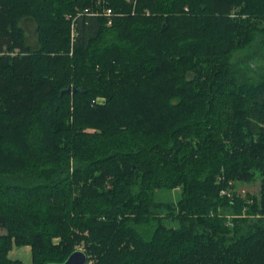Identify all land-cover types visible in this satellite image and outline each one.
I'll return each mask as SVG.
<instances>
[{
	"label": "trees",
	"instance_id": "16d2710c",
	"mask_svg": "<svg viewBox=\"0 0 264 264\" xmlns=\"http://www.w3.org/2000/svg\"><path fill=\"white\" fill-rule=\"evenodd\" d=\"M15 245L264 264V0H0V264Z\"/></svg>",
	"mask_w": 264,
	"mask_h": 264
},
{
	"label": "rangeland",
	"instance_id": "374dc122",
	"mask_svg": "<svg viewBox=\"0 0 264 264\" xmlns=\"http://www.w3.org/2000/svg\"><path fill=\"white\" fill-rule=\"evenodd\" d=\"M244 56V53L242 51L238 52L235 56V60H238L240 57L242 58ZM232 187L230 188V191H235L237 194H239L244 199L249 198V195H259L261 191V184H262V176L257 174L256 179L252 182H245V181H232L231 182ZM175 192H172V195ZM168 196V194H164L163 196Z\"/></svg>",
	"mask_w": 264,
	"mask_h": 264
},
{
	"label": "crops",
	"instance_id": "0c3cea01",
	"mask_svg": "<svg viewBox=\"0 0 264 264\" xmlns=\"http://www.w3.org/2000/svg\"><path fill=\"white\" fill-rule=\"evenodd\" d=\"M12 260H20L22 264H33L32 248L30 245L13 246L9 252Z\"/></svg>",
	"mask_w": 264,
	"mask_h": 264
},
{
	"label": "water",
	"instance_id": "95a60500",
	"mask_svg": "<svg viewBox=\"0 0 264 264\" xmlns=\"http://www.w3.org/2000/svg\"><path fill=\"white\" fill-rule=\"evenodd\" d=\"M88 255L85 251L79 249L70 254L64 262H50L48 264H87Z\"/></svg>",
	"mask_w": 264,
	"mask_h": 264
},
{
	"label": "built area",
	"instance_id": "2783aa9c",
	"mask_svg": "<svg viewBox=\"0 0 264 264\" xmlns=\"http://www.w3.org/2000/svg\"><path fill=\"white\" fill-rule=\"evenodd\" d=\"M112 11H111V9H108V14H110Z\"/></svg>",
	"mask_w": 264,
	"mask_h": 264
}]
</instances>
